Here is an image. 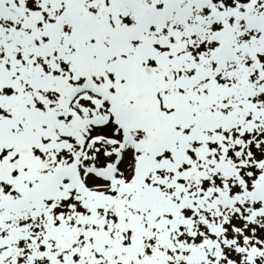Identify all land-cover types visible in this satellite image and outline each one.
Returning a JSON list of instances; mask_svg holds the SVG:
<instances>
[{
	"label": "snow or ice",
	"instance_id": "snow-or-ice-1",
	"mask_svg": "<svg viewBox=\"0 0 264 264\" xmlns=\"http://www.w3.org/2000/svg\"><path fill=\"white\" fill-rule=\"evenodd\" d=\"M0 264H264V0H0Z\"/></svg>",
	"mask_w": 264,
	"mask_h": 264
}]
</instances>
